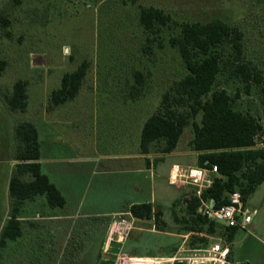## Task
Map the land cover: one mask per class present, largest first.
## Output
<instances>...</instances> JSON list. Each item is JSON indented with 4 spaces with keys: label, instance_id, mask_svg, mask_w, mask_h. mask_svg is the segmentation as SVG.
Segmentation results:
<instances>
[{
    "label": "rangeland",
    "instance_id": "rangeland-1",
    "mask_svg": "<svg viewBox=\"0 0 264 264\" xmlns=\"http://www.w3.org/2000/svg\"><path fill=\"white\" fill-rule=\"evenodd\" d=\"M143 6L160 8L179 24L219 18L239 27L244 60L264 74V0H0V59L6 61L0 74V170L9 164L11 149L7 145L15 141L11 126L32 120L33 109L49 107L51 92L61 86L63 75L77 69L84 60L89 67L79 95L58 108L63 116L57 128L59 138L67 148L84 147L95 157L135 146L144 120L159 108L163 94L188 73L178 49L169 42L179 33V26L167 25L157 33L146 31L139 22ZM135 70L145 76L142 85L136 81ZM19 79L29 81L30 106L27 111L11 115L4 105ZM134 84L141 87L136 98L131 95ZM217 86L228 90L236 109L258 117L264 131V91L260 86L247 87L231 79L228 72L220 74ZM96 97L99 101H93ZM200 119L201 114L196 120ZM104 120H108L106 126H102ZM193 133L190 123L179 148L190 145ZM66 146L59 144L58 152L65 154ZM68 165L73 174L70 178L79 188L90 181L80 211L92 214L73 219L65 255L59 251L49 253L52 235L44 225L39 229L37 245L28 240L0 247V264H139L127 258L170 255L186 235L187 241L190 239L191 233L184 234L174 220L175 211L184 214V203L175 207L183 190L170 185L166 175L148 174L146 179H138L144 187L139 198L153 193L155 208L159 206L163 211L166 226L158 228L154 218L138 219L130 212L96 214V210L102 212L114 206L109 198L113 194L110 186L94 191L98 180L112 179L111 183L112 177L120 176L103 177L93 173L92 168L78 176L74 171L80 164ZM248 204L257 210V227L237 232L231 264H264V181ZM208 238L221 237L214 234ZM53 248L61 249L56 244Z\"/></svg>",
    "mask_w": 264,
    "mask_h": 264
},
{
    "label": "trees",
    "instance_id": "trees-1",
    "mask_svg": "<svg viewBox=\"0 0 264 264\" xmlns=\"http://www.w3.org/2000/svg\"><path fill=\"white\" fill-rule=\"evenodd\" d=\"M2 20L9 22L5 18ZM139 22L146 31L155 33L167 25L179 26V33L170 37L169 42L178 49L188 71L163 94L159 108L146 119L141 131V151L147 153L151 148L163 153L173 151L185 127L192 123L194 133L190 146L200 152L199 166L212 168L217 165L218 174L213 176L212 185L203 191L201 197L196 194L194 186L183 190L175 207L184 203V214L175 211L174 220L180 224L184 234L191 233L188 240L190 246H203L209 242L208 235L214 234L232 243L240 228L219 223L200 208L203 200H213L215 207L225 205L234 191L241 192L243 200L248 202L264 181V131L258 117L234 107V98L228 90L217 86L218 78L228 72L231 79L239 80L247 87L255 84L264 91V74L257 66L244 60L241 29L222 19L179 24L162 9L143 6ZM146 48L151 50L152 47L147 45ZM5 67L6 61L0 59V74ZM88 67L89 62L84 60L77 69L63 75L61 86L51 92L49 108L78 95ZM135 78L141 85L145 81L140 70H135ZM28 85L27 79L14 83L12 92L6 98L12 111L27 110ZM131 92L136 98L141 93V87L134 84ZM199 114L201 119L197 121ZM15 135L17 146L14 157L19 163L10 179L12 212L0 233V247L5 246L7 239H15L22 234L16 212L25 200L45 195L52 207L63 206L66 202L38 161L41 150L35 124L27 120L19 122ZM25 174H31L33 179H23ZM128 212L138 219L154 218L158 228L166 226L162 209L159 206L155 208L151 202L135 203Z\"/></svg>",
    "mask_w": 264,
    "mask_h": 264
},
{
    "label": "crops",
    "instance_id": "crops-1",
    "mask_svg": "<svg viewBox=\"0 0 264 264\" xmlns=\"http://www.w3.org/2000/svg\"><path fill=\"white\" fill-rule=\"evenodd\" d=\"M77 96L75 98H77ZM75 98L50 108L44 107L43 109H33L32 120H30L35 124L38 131V139L41 150V157L38 161L41 163L42 171L47 174L50 180L60 189L66 202L63 206L52 207L48 203L45 195H37L32 199L25 200L16 212L17 219L21 222L22 234L15 239H7L4 247L28 240L31 245H37L40 239L38 235L39 229L45 225L48 227L50 234L52 235V239H50L52 247L50 248L49 253L56 254L59 251L60 255H65L66 246L69 243V230L72 228L73 219L76 215L86 216L92 214L80 211L85 206L84 196L90 181L85 188H79L76 185V180L70 178V175L73 174L70 173V165L68 164H80L78 169L74 171L78 176L89 172L91 168L93 173H99L100 175H103V177L104 175L120 176L118 179L117 177H112L113 182L111 183L109 181L112 179H109L108 181H105L103 178V180L99 179L98 186L94 188L95 192H100V190L106 186L111 187L113 194L110 195L109 198L113 199L114 206H112L111 209L102 210V212H98V210L95 211L96 214L102 213L108 216L128 212L129 207L135 203H153V193H151L147 198H139L143 195L142 192L144 189V187L138 183L139 178L146 179L148 174L151 176H153V174L157 176L166 175L170 185H175L181 190H184V188L188 185L185 186L183 182H177L175 184L169 182V175L172 167L178 166L185 169L188 167L199 166L198 162L200 152L192 149L190 145L179 148L180 140L177 147L171 152L163 153L151 148L149 152L143 153L140 148V141L141 131L146 120H144L141 126L139 136L137 135L135 146L130 150L123 149V151L113 154L107 153L101 157L99 156L100 158L91 155L89 153L90 150L87 151L84 147H77L74 150L71 145L69 147L71 149L70 150L58 136L59 130L57 128L59 118L63 117L58 108L66 105L68 102L74 101ZM29 99L30 96L28 98V108L30 106ZM93 101H99L98 97L93 99ZM4 107L7 108V111L11 115L17 113V111H12L7 104L6 106L4 105ZM130 113H132L131 110L128 111L129 116ZM18 123H14V125L11 126V131L14 135L13 137L15 141H13L12 146L7 145V149H11V156L8 159L9 164L6 165L3 171L0 170V233L4 225L11 218L12 212V198L10 195L9 185L11 176L19 163V161L14 157L15 148L17 146L15 128ZM107 124L108 120H104L102 126H106ZM129 125L132 126V122H130ZM192 137L193 135L191 136V139ZM59 141H62L63 143H60ZM59 144L66 146L64 149L65 154L58 152ZM69 151H71L72 154H70L71 152ZM74 152H80L81 154L75 155L73 154ZM184 156H190V161L182 160ZM163 167L164 170H162ZM158 170H160V173ZM23 179L31 180L33 177L31 174H25ZM256 227L257 226L253 219L249 231L255 229ZM54 243L57 246L59 245L61 249L57 250L56 248L55 250V248H53L55 245ZM233 246L234 241L232 242L230 262L232 261L231 257L234 253Z\"/></svg>",
    "mask_w": 264,
    "mask_h": 264
},
{
    "label": "built area",
    "instance_id": "built-area-1",
    "mask_svg": "<svg viewBox=\"0 0 264 264\" xmlns=\"http://www.w3.org/2000/svg\"><path fill=\"white\" fill-rule=\"evenodd\" d=\"M218 174V166L212 168L195 166L180 168L173 166L169 175L170 183L183 182L185 185L196 187V194L201 197L203 191L213 183V176ZM211 219L226 226L248 229L253 222L257 210L249 206L239 191L230 194L229 203L215 207L213 200L202 201L200 208ZM188 236L170 255L150 257H128L127 259L139 264H230L232 243L222 237L209 241L203 246L194 247L188 244Z\"/></svg>",
    "mask_w": 264,
    "mask_h": 264
}]
</instances>
